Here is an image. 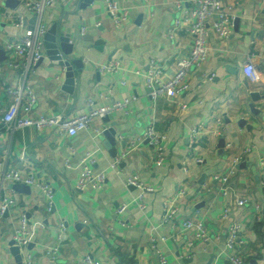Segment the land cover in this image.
<instances>
[{
  "label": "crops",
  "instance_id": "crops-1",
  "mask_svg": "<svg viewBox=\"0 0 264 264\" xmlns=\"http://www.w3.org/2000/svg\"><path fill=\"white\" fill-rule=\"evenodd\" d=\"M4 1L0 0V117L10 101L5 84L22 79L21 69L11 64L18 57L7 46L21 29L4 16L9 8ZM82 1L53 0L43 9L47 29L56 23L58 31L71 37L75 48L70 55L81 57L83 66L68 90L64 66L53 61L44 47L41 60L25 78L37 95L28 113L75 115L113 100L129 101L111 111L108 121L93 119L74 135L59 133L54 127L10 131L0 121V166L32 171L54 191L51 212L37 185H29L27 193L15 190L10 180H0V200L4 196L14 199L0 222V264H17L8 241L22 213L28 218L33 246L26 250L33 264H76L87 253L100 264H232L225 233L233 220L242 226L237 251L245 263L264 264V0H222L232 4L233 31L223 39L210 27L208 56L190 70L188 88L179 95L162 94L156 99L147 94L143 73L154 60L162 75L168 76L176 59L188 54L192 36L183 21L172 36L167 33L174 19L183 17L188 1L117 0L129 11V20L119 26L106 12L104 0L84 6ZM11 9L30 14L20 0ZM247 59L259 69L256 83H250L242 72ZM109 62L118 66L99 69ZM210 72L215 75L207 79ZM250 90L259 92L257 99H251ZM182 102L187 104L185 109L180 108ZM241 118L246 120L243 125ZM151 122L157 131L166 133L165 157L159 165L155 150L142 137ZM110 125L116 129L115 156L101 133ZM197 125L201 131L191 137ZM86 151L95 159L93 168L103 170L107 177L101 187L76 189L79 160ZM116 156L121 158L112 165ZM236 156L239 159L234 161ZM216 173L229 176L226 195L213 178ZM129 174H137L153 187L144 192L143 207L133 201L140 188L125 184ZM240 197L246 202L237 203ZM170 198H175L177 214L172 221H164L163 203ZM121 203L127 206L117 215L115 207ZM224 205L229 206V214L222 218ZM186 218L201 220L210 239H196L194 229L183 225ZM61 222L66 229L59 240ZM151 234L157 236L156 249L151 247ZM49 246L57 247L54 257L46 252Z\"/></svg>",
  "mask_w": 264,
  "mask_h": 264
},
{
  "label": "built area",
  "instance_id": "built-area-1",
  "mask_svg": "<svg viewBox=\"0 0 264 264\" xmlns=\"http://www.w3.org/2000/svg\"><path fill=\"white\" fill-rule=\"evenodd\" d=\"M188 6L183 11V17H176L173 24L168 27V35L172 36L174 29L183 23L185 28L192 36V42L188 54L180 56L175 61V69L168 76L162 75V69L155 64L154 60L149 61L147 69L144 71V79L147 87V94L156 99L158 96L165 94L176 96L184 92L188 88V76L193 67L201 66L208 56L207 38L209 28L217 33L221 38L227 39L233 31L232 20V4L224 3L222 0H187ZM53 0H20V3L30 13H20L14 9L7 8L4 16L10 18L13 24L21 29V33L16 40L7 44L18 60L12 61V66L21 69L22 79L13 85L5 84V89L10 95V101L4 109L0 121L2 125L12 131L15 128L33 126L36 129L45 127H54L59 133L74 135L81 129L90 126L93 119H102L111 111L123 108L129 99L113 100L110 103L90 107L86 111L79 112L75 115H62L60 113H40L31 115L28 113L33 109L36 103L37 95L34 89L27 83L26 74L43 56L44 54V35L47 27L42 20V12L45 6L51 5ZM106 12L114 20L116 26L121 25L129 20L128 9L119 6L117 0H104ZM182 2L178 4L181 6ZM34 16L35 19L29 23L28 17ZM81 32H85V27H81ZM116 62L100 65L101 70H113L117 67ZM242 72L250 83H256L259 80V69L251 59H247L242 65ZM215 73L210 72L206 75L207 79H212ZM187 104L180 103V108L185 109ZM24 113H21L20 110ZM202 129L201 125H197L191 130V137H194ZM143 139L155 150L156 164H161L165 157L164 140L166 133L157 131L153 123H149L142 134ZM121 156H116L112 160V165L119 162ZM236 156L234 161H237ZM197 160H200L198 158ZM80 173L75 182L76 189H84L87 186L94 188L101 187L106 180V173L103 170L93 168L95 159L89 151H86L80 158ZM69 165V161H66ZM264 163V160H261ZM213 178L219 182L221 192L226 195L228 193V174L216 173ZM0 180H10L11 182H21L27 185H37L46 197V210L51 211L53 207V187L47 181L38 180L34 172L22 171L17 168L0 166ZM126 185H134L140 188L139 193L133 197L139 206L143 207V195L145 191L153 190L152 185L145 184L137 174H129L125 177ZM261 185L264 188V166L261 168ZM246 198L240 197L236 202L243 204ZM14 203V199L4 196L0 200V222L5 212ZM127 204L121 203L115 207V213L120 215L126 209ZM177 206L175 198L166 199L163 203L162 219L164 221H172L177 214ZM229 214V206L224 205L221 211V217H227ZM86 221V219H84ZM183 225L187 228L194 229L196 239L208 240L210 235L204 223L195 218H186ZM240 221L233 220L227 227L225 233V248L227 250V258L232 264H246L245 259L237 251V241L241 232ZM63 222L59 225L57 238L60 240L65 232ZM29 224L25 213L19 217L18 224L14 228L12 238L14 244L20 248L23 264H33L31 255L26 250L29 243ZM151 247L156 249L157 236L151 234ZM162 238H164L162 236ZM56 246H49L46 252L54 257ZM160 261L165 262L164 255H160ZM76 264H100L99 259L87 253L81 257Z\"/></svg>",
  "mask_w": 264,
  "mask_h": 264
},
{
  "label": "water",
  "instance_id": "water-1",
  "mask_svg": "<svg viewBox=\"0 0 264 264\" xmlns=\"http://www.w3.org/2000/svg\"><path fill=\"white\" fill-rule=\"evenodd\" d=\"M93 0H83L81 2L82 6L86 5L87 3L92 2ZM5 5L9 8H14L18 3L19 0H5ZM35 17L32 16L28 19L29 23L34 21ZM44 47L46 54L53 60L57 61L58 64L63 65L65 68V81L64 84L67 86V89L70 90L74 83H75V76L78 73V70L83 66V59L81 57H71V53L74 51L75 44L71 40L69 35L64 34L62 31H58L56 27V23L52 24L46 31L44 35ZM41 60V58H40ZM75 66V67H74ZM249 95L251 99H257L259 96L258 91H249ZM254 111V110H253ZM104 121H108L109 116L105 115L102 118ZM246 120L241 118L239 123L240 125L245 124ZM249 127V124L247 125ZM102 135L104 136L103 142L109 147L110 153L112 156H115L117 151L115 147H113L114 142L116 140V129L113 125H110L102 130ZM123 144V143H122ZM224 143L221 140L219 142V146L223 147ZM11 186L18 191L29 192L30 188L29 185L21 182L12 183ZM54 211L52 207L51 212ZM8 212H5L4 216H7ZM33 243L29 242L27 248H31ZM9 250L14 255V258L17 264L22 263V255L20 253V248L14 244V239L11 237L8 241Z\"/></svg>",
  "mask_w": 264,
  "mask_h": 264
}]
</instances>
